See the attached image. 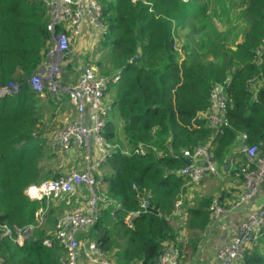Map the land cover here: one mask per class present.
Segmentation results:
<instances>
[{"label":"trees","instance_id":"1","mask_svg":"<svg viewBox=\"0 0 264 264\" xmlns=\"http://www.w3.org/2000/svg\"><path fill=\"white\" fill-rule=\"evenodd\" d=\"M198 2L192 11L200 14L185 11L184 0H101L105 31L99 43L108 48L109 69L100 74L122 71L120 81L109 88L115 112L107 135L119 147L101 167L102 189L109 199L121 201L122 208L112 202L102 206L85 234L114 264H156L167 240L179 243L183 264L190 263L212 222L215 197L196 196L190 203L188 179L181 174L190 162L184 150L209 145L212 158L223 166L243 134L249 144L264 142V0L231 2L236 27L242 30L223 36L211 22H193L191 17L205 16L208 8L207 2ZM47 24L39 0H0V83H21L18 93L0 96V224L16 230L36 224L37 211L44 212V221L22 244L0 232V264H66V252L57 240L44 243L65 210L66 198L48 202L26 193L30 184L49 177L43 161L55 154L45 138L35 134L41 121L40 98L28 84L51 45ZM205 27L214 39H195ZM175 36L183 43L184 57L174 48ZM215 82L227 84L229 98L228 120L218 133L205 117ZM141 145L145 152H134ZM236 157L231 174L242 183L240 168L247 158L243 155L236 162ZM179 199L183 201L177 213ZM258 245L237 264H264Z\"/></svg>","mask_w":264,"mask_h":264},{"label":"built area","instance_id":"2","mask_svg":"<svg viewBox=\"0 0 264 264\" xmlns=\"http://www.w3.org/2000/svg\"><path fill=\"white\" fill-rule=\"evenodd\" d=\"M48 15L47 28L51 33V45L46 52L43 66L28 78L29 87L39 96L51 93L57 99L70 97L75 108V118L63 125H57L49 133L47 142L56 150L66 154L73 150L77 159L67 170L57 177H50L39 183H32L26 193L34 199L48 202L62 196H69L75 190L83 189L89 193L85 204L78 208L63 211L55 222L51 237L44 243L51 245L54 240L64 248L66 264H114L108 253L96 240L86 235V230L94 224L100 215L102 206L112 202L115 208H122V202L109 199L103 192V175L101 167L108 161L119 145L113 143L107 135L111 109L104 104V97L109 88L120 81L122 71L102 75L95 68L84 66L76 81L66 82L63 71L69 54H72L73 40L83 35L86 27L102 36L105 31L103 23V6L101 0H39ZM134 2L147 0H132ZM175 36L174 48L181 57L185 56L183 47ZM180 45V46H178ZM260 54V50H257ZM255 84V79H252ZM21 90V83L10 81L0 83V96L16 94ZM211 107L205 113L209 126L214 133L222 130L227 122L229 98L227 84L215 82L210 90ZM243 134L234 146L227 163L232 166L234 157L245 156L247 164L240 168L243 178L242 191L233 208L256 196L264 182V142L249 144ZM57 151V152H58ZM58 152V153H60ZM136 153L145 152L141 145ZM63 155V153H60ZM190 162L182 168L181 174L188 183L201 182L208 173L221 176L230 168L221 171L219 164L212 158L209 145L200 144L194 150H184ZM232 169V168H231ZM225 173V174H226ZM147 206V199L143 201ZM182 200L175 203V212L179 213ZM212 219L225 214L227 208L221 205L217 197L210 205ZM37 223L13 230L7 224H0L2 236L14 237L23 243L30 231L44 221L42 209L36 213ZM130 218V217H129ZM128 218V220H129ZM16 232V236H15ZM264 235V201L248 211L237 232L232 234L216 252L218 264H237L242 261L246 251L257 244ZM179 243L172 240L164 242L156 264H183Z\"/></svg>","mask_w":264,"mask_h":264},{"label":"rangeland","instance_id":"3","mask_svg":"<svg viewBox=\"0 0 264 264\" xmlns=\"http://www.w3.org/2000/svg\"><path fill=\"white\" fill-rule=\"evenodd\" d=\"M187 3L184 4V9L185 11H192L194 8L199 6V0H184ZM201 3H208V8L206 11L205 16L202 15H195L191 18H193V22L197 25V26H203V25H207L209 24V22L213 23L214 26L217 28V33H223L220 35H226L227 33L230 32V35L235 34L236 30L241 31L242 27L240 25V27L237 29L236 27V20L234 19V13H236V9L235 6L232 9V6H230L231 2L236 1V0H201ZM238 2V1H237ZM226 8H230L232 9L229 14H226L223 12V9ZM199 12V13H197ZM192 14H200L199 10H195L191 12ZM229 17V19L227 18ZM233 17V18H231ZM231 18V22H229ZM234 24V25H233ZM234 27L232 29V27ZM205 33H198L195 35V39H202V38H206V36H209V38L214 39L212 36L213 34L209 33L207 30H210L209 27H205ZM231 29V30H230ZM233 30V31H232ZM93 33L90 32L89 34L87 33L85 35V39L90 38V36ZM215 37V36H214ZM91 44H82L80 41H73V53L71 54V56L67 59V64H70L69 68H66L63 71V78L65 79H69V80H75L78 78L79 74L81 73L82 69L84 68V66H90L92 68H95L97 73H100L102 71H106L109 69V65L106 64V60H107V55H108V48H103L100 46V39L101 36H94L91 37ZM84 39V40H85ZM230 39H228L229 41ZM180 41V40H179ZM182 46V42L180 41L179 43ZM178 45V46H180ZM193 45V44H192ZM185 55V54H184ZM184 57V56H182ZM113 96H114V92L110 89L105 97H104V104L106 106H109L111 109V112L114 113L115 112V106L113 105ZM67 99H70V97H66L63 96L62 98L57 99L58 102H54L53 101L50 104H46L44 106V109H42V113H45V116H43V119L46 120V125L47 127H50L49 130H51L53 127H56L58 124L59 125H63L66 122L72 121L75 118V110H74V106L71 104L70 101H68ZM57 106V107H55ZM71 114V115H70ZM70 115V116H69ZM66 118H68V120H66ZM52 149H55L54 147H51ZM55 151V154H58L57 151L58 150H53ZM60 152V151H58ZM63 153V155H59V157L57 155H55L54 153H52L51 157H48L45 159L43 167H44V171L49 174V177H52L53 175H55L58 172H61L65 169H69L70 166H68V159H67V155L64 151L60 152ZM61 156V157H60ZM60 158V159H59ZM80 159V158H79ZM78 159V160H79ZM63 162L61 164V161ZM82 160V159H80ZM100 172L102 173V168L100 169ZM81 194V195H80ZM70 195L73 197L71 199H68V196H64L66 199H64L63 201V205L65 210H68L70 208H78V206L80 205V202H85L87 200V198L89 197V193L86 192V190H82V191H78L75 190L74 192L70 193ZM80 201V202H79ZM183 201V200H182ZM61 208V207H59ZM62 209V208H61ZM64 210V211H65ZM181 218V217H180ZM179 218V220H181ZM259 249L264 252V242L261 240L259 242ZM81 264V263H80Z\"/></svg>","mask_w":264,"mask_h":264},{"label":"crops","instance_id":"4","mask_svg":"<svg viewBox=\"0 0 264 264\" xmlns=\"http://www.w3.org/2000/svg\"><path fill=\"white\" fill-rule=\"evenodd\" d=\"M90 32H92L93 34L90 36V38H88V40L87 38L85 39L84 38L85 35L87 33L89 34ZM94 36H97L95 31L92 30L91 28L86 27L83 35L80 36L79 38H75V40L73 41H80V42L82 41L81 43L84 45L91 44V40H92L91 37H94ZM39 98L40 99H39L38 106L40 108L39 110L41 114L40 116L41 121L38 124V128L35 134L37 133L40 134L41 135L40 138L44 137L45 142L47 143V145H49V143L47 142V139L52 129L49 130L50 127H47L46 120L43 119V116H45V113H42V109H44V106L46 104H50L52 101L54 104L55 101L56 102L58 101L52 98H49L48 95L42 96V97L39 96ZM66 120H68V118H66ZM55 155L59 157V155L61 154L59 153V155L58 154H55ZM66 155L68 156L67 157L68 166L70 167L75 163V161L76 162L79 161L76 158V154L74 152L73 153L67 152ZM230 155H232V151ZM240 159H241V156L239 155L236 157L235 160L237 162ZM44 161H43V164H44ZM62 163L63 162L61 161V164ZM233 166H234V163L232 164V166H230L226 160L225 164L223 166H220V169L222 172H224V170H227L228 168H230V170L227 173L224 172V174L221 176H215L214 174L208 173L201 182L194 183V184L189 183L187 197L190 199L191 204H193L194 202L193 199H195L196 196L212 195L214 197L219 198L221 205L227 208V211L225 212V214L219 216L218 218L212 219V222L210 223L207 229V232L205 233L204 239L200 245V248L195 258L188 264H218V260L216 258V252L219 249V247L222 244H224L232 234L237 232L242 220L245 218L248 211H250L253 207L260 204L262 201H264V182H263L260 185L255 197L245 201L240 206L233 208V205L238 200L240 192L242 191V183H240V179L237 177V175L233 176L231 174L232 173L231 168H233ZM68 198L71 199L73 197L69 194ZM84 204L85 202H82V203L80 202V205L78 207H81ZM82 264H85V263H82Z\"/></svg>","mask_w":264,"mask_h":264},{"label":"water","instance_id":"5","mask_svg":"<svg viewBox=\"0 0 264 264\" xmlns=\"http://www.w3.org/2000/svg\"><path fill=\"white\" fill-rule=\"evenodd\" d=\"M137 57L133 58V62L136 61ZM70 153H73V150H69ZM129 221H130V218H129Z\"/></svg>","mask_w":264,"mask_h":264}]
</instances>
